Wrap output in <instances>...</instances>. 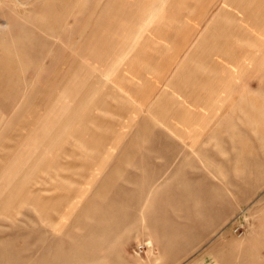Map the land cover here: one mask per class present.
I'll use <instances>...</instances> for the list:
<instances>
[{"label":"rangeland","instance_id":"1","mask_svg":"<svg viewBox=\"0 0 264 264\" xmlns=\"http://www.w3.org/2000/svg\"><path fill=\"white\" fill-rule=\"evenodd\" d=\"M224 5L0 0V264H264V0L176 70Z\"/></svg>","mask_w":264,"mask_h":264},{"label":"crops","instance_id":"2","mask_svg":"<svg viewBox=\"0 0 264 264\" xmlns=\"http://www.w3.org/2000/svg\"><path fill=\"white\" fill-rule=\"evenodd\" d=\"M224 2H225V5H224V7L222 8V9H219L217 12H216V14H215V16L212 18V20L210 21V23H209V25L207 26V28L206 29H204L203 30V32L201 33V34H199V36L197 37V39L195 40V42L192 44V47H191V49H189L188 51H187V53L183 56V58L181 59V61L177 64V71L178 72H181L182 71V69L185 67V64L186 63H188V61H191V59H196V58H200L201 57V54H202V52L204 51L203 50V45L206 43V41H208L209 40V37L210 36H212V33H209L210 31H209V28H211V27H215V26H217V24H218V19H219V17L222 15V14H224V15H228L229 13L228 12H230L231 11V6H228L229 5V2H231V0H224ZM151 21V20H150ZM181 20L179 19V20H172V23H178V22H180ZM134 23L135 22H137V21H133ZM145 22H149V20H146ZM138 24V25H137ZM147 25V24H146ZM146 25H142V23H135V28H136V30L135 31H127V29L126 30H124V31H122V32H120V34H118V35H120L121 37L120 38H116L115 39V42H114V44H113V46H112V48H108L107 50H106V52H104L103 53V55H102V57L101 58H103V60H105L104 61V64H106V61H109L110 62V66L108 67V68H106L105 66L104 67H102L104 70V72H103V75H105V74H107V70H108V74H110V73H112V71H113V69H114V67H115V65L117 64L116 62V60L114 61H112V60H110V58H111V56L109 55V54H111V53H114V52H116L117 50H118V48H119V46H120V44L123 42V41H127V38L128 37H131V39L132 38H134V42L136 41V37H139L140 35H142V31L144 30V28L146 27ZM138 28H140V29H138ZM140 31V32H139ZM175 31V30H174ZM132 32H133V35H132ZM140 33V34H139ZM168 34H170V33H167V32H162V31H159V33H158V35H159V37L162 39V40H168L169 39V37H171L170 35H168ZM132 35V36H131ZM117 43V44H116ZM123 44V43H122ZM116 45V46H115ZM118 47V48H117ZM124 47V46H123ZM123 50H124V48H122L121 49V51H122V55H123ZM126 50V49H125ZM141 54H144V53H142V52H140ZM139 53V54H140ZM100 58V59H101ZM95 63H96V60H95ZM103 64V65H104ZM96 65H97V67H98V65H99V63H96ZM111 75V74H110ZM137 75L138 76H140V77H143V74L142 73H137ZM198 79V78H197ZM200 80V82L202 81V86H214V85H216L217 84V82H219V81H216L217 79H211V78H208V79H206V80H202V79H198V81ZM200 82H198V83H200ZM195 83H197L196 82V80L195 79H190L188 82H187V84H188V87L189 86H192V85H194ZM154 84V80H151V83H150V85L152 86ZM177 84L178 83H176L175 81H173V80H171L170 81V83L168 84V87L173 91V88H175V87H177ZM186 84V85H187ZM179 95H177L176 97H175V99H174V103H180V102H182V100L183 101H185L187 104V106L189 107V111L187 112H185L184 113V115H179V114H176V113H174L173 115H168L167 116V120H169V123L171 122V123H173V124H175L176 126H180V125H183V124H186L187 122L189 123V122H193L192 121V119L191 118H193V114H191V108L193 107V104H191L190 102H191V98L189 97L188 99L186 98H182V100H181V98L180 97H178ZM199 99H200V96H199ZM174 104H172V105H170L169 107H171V106H173ZM162 106H163V103L160 101V100H156L155 101V103H154V105L153 106H151L150 108H149V111H148V113L149 114H152V113H155V114H158L159 113V110L162 108ZM154 114V115H155ZM187 114V115H186ZM173 118V119H172Z\"/></svg>","mask_w":264,"mask_h":264}]
</instances>
